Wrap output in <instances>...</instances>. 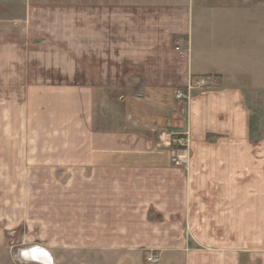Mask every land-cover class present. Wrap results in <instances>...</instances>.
Masks as SVG:
<instances>
[{
    "label": "crops",
    "instance_id": "obj_1",
    "mask_svg": "<svg viewBox=\"0 0 264 264\" xmlns=\"http://www.w3.org/2000/svg\"><path fill=\"white\" fill-rule=\"evenodd\" d=\"M64 2L0 0L3 137L27 130L34 160L61 170L94 249L170 247L178 228L150 217H192L197 187L243 183L246 145L264 171V0H76L72 18ZM181 130L183 160L168 140Z\"/></svg>",
    "mask_w": 264,
    "mask_h": 264
},
{
    "label": "rangeland",
    "instance_id": "obj_2",
    "mask_svg": "<svg viewBox=\"0 0 264 264\" xmlns=\"http://www.w3.org/2000/svg\"><path fill=\"white\" fill-rule=\"evenodd\" d=\"M63 1L70 7L69 17H75L76 0ZM37 2L38 5L51 4L55 7L62 0ZM247 11L245 9V14ZM16 13L12 17L26 16L25 11ZM72 32L75 34V25ZM36 74L43 75L38 67ZM55 77L58 78L57 75ZM197 81H192L189 87ZM208 83L206 79L203 87H192L191 90L205 89ZM13 92L9 90L5 94L9 96ZM3 93L0 89V264H40L21 254L23 250L34 247L49 251L54 264H123L124 259H129L130 264H174V261L182 264L189 258L197 264L206 261L208 264H264V171L258 174L253 170L252 144L245 147L243 183L239 174L228 185L214 186L209 191L205 188L201 191L197 187V193L202 194L205 201L195 203L192 217L149 218L151 223L159 222L166 229L168 225L175 226L174 231L178 228L179 239L172 230L164 235L168 242L173 241L166 244L170 247L97 250L92 246L94 219L82 216L85 213L83 208L81 216H75L78 213L75 210L77 203L68 202L70 195L68 186L61 185L64 182L61 170H54L52 174L50 169H46L43 156L38 161L34 160L38 155L29 154L32 146H29L31 139L27 130L23 129L26 136L23 139L3 137L4 131L10 134L8 132L13 128L8 114L2 115ZM185 98L180 101L186 102ZM5 99L13 100L9 97ZM17 101L21 102V99ZM5 107V111L10 109L13 113L12 106ZM177 133L168 132V140L177 158L188 159L189 133L185 130ZM34 140L32 138V142ZM71 204L74 211H71ZM153 255L159 259L156 263L149 261Z\"/></svg>",
    "mask_w": 264,
    "mask_h": 264
},
{
    "label": "bare ground",
    "instance_id": "obj_3",
    "mask_svg": "<svg viewBox=\"0 0 264 264\" xmlns=\"http://www.w3.org/2000/svg\"><path fill=\"white\" fill-rule=\"evenodd\" d=\"M21 254L24 258H27L32 262H37L40 264H54L51 253L49 251L41 249L40 247L22 251Z\"/></svg>",
    "mask_w": 264,
    "mask_h": 264
},
{
    "label": "built area",
    "instance_id": "obj_4",
    "mask_svg": "<svg viewBox=\"0 0 264 264\" xmlns=\"http://www.w3.org/2000/svg\"><path fill=\"white\" fill-rule=\"evenodd\" d=\"M192 84H194V85L189 87L190 90H191L192 87H203L206 84V79L205 78H200V79H198L197 82L192 83ZM184 98H185L184 93L178 92L176 94V99L177 100H183ZM158 260L159 259L157 258V256H154V255L149 258V261L152 262V263H156Z\"/></svg>",
    "mask_w": 264,
    "mask_h": 264
}]
</instances>
